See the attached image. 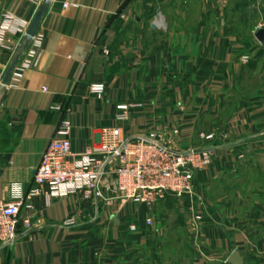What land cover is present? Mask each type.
<instances>
[{"label": "crops", "instance_id": "1", "mask_svg": "<svg viewBox=\"0 0 264 264\" xmlns=\"http://www.w3.org/2000/svg\"><path fill=\"white\" fill-rule=\"evenodd\" d=\"M44 5L42 53L26 67L34 48L28 32ZM262 29L264 0H0L1 201L29 192L65 117L81 154L116 126L120 104L143 106L123 126L126 136L154 134L177 151L213 152L193 195L154 208L35 198L20 212L18 242L0 248V263L264 258V46L255 37ZM94 84L106 92L92 96ZM71 217L76 226L64 227Z\"/></svg>", "mask_w": 264, "mask_h": 264}, {"label": "built area", "instance_id": "2", "mask_svg": "<svg viewBox=\"0 0 264 264\" xmlns=\"http://www.w3.org/2000/svg\"><path fill=\"white\" fill-rule=\"evenodd\" d=\"M26 32L23 31L24 35ZM33 42L26 67L36 66L42 53L41 39L35 36ZM105 92V84H94L90 88L92 96ZM142 107L140 104L118 105L116 126L103 128L99 144L81 154L72 150L73 124L65 117L42 157L29 192L11 202L0 200V248L15 246L20 238L18 226L22 208L42 195L53 200L78 195L86 202H99L106 207L117 202H134L150 208L168 197L182 200L193 195L196 174L211 166L212 150L181 152L172 148L173 140L162 142L154 134L126 136L123 126L132 112ZM55 110L60 111V108ZM178 134L175 131V135ZM76 224V219L71 217L63 226L72 228ZM146 224L151 226L152 221L147 220ZM24 225L31 226L28 221ZM130 230L136 232L137 226L132 225Z\"/></svg>", "mask_w": 264, "mask_h": 264}, {"label": "water", "instance_id": "3", "mask_svg": "<svg viewBox=\"0 0 264 264\" xmlns=\"http://www.w3.org/2000/svg\"><path fill=\"white\" fill-rule=\"evenodd\" d=\"M47 10H48V5H44L42 6V8L39 10L29 32H28V37L30 39H34L38 30H39V27L47 13ZM256 40L259 42L260 45L264 46V29L260 30L257 34H256ZM19 63V59H17L12 68L10 69V71L8 72L7 74V77H6V80L4 81V84L7 85L9 83V80L13 74V71L15 69V67L17 66V64ZM228 263L229 264H243V260L242 258L240 257V255L237 253V252H234L230 258L228 259Z\"/></svg>", "mask_w": 264, "mask_h": 264}, {"label": "rangeland", "instance_id": "4", "mask_svg": "<svg viewBox=\"0 0 264 264\" xmlns=\"http://www.w3.org/2000/svg\"><path fill=\"white\" fill-rule=\"evenodd\" d=\"M261 25V23H259ZM230 258V257H229ZM228 258V259H229ZM228 259L225 261L226 264L228 263ZM243 264H264V258H248L244 261Z\"/></svg>", "mask_w": 264, "mask_h": 264}]
</instances>
